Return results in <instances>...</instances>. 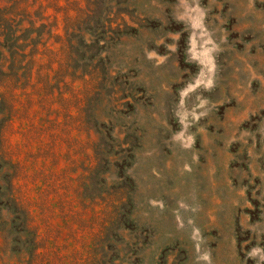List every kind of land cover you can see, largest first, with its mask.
I'll return each mask as SVG.
<instances>
[{
    "label": "rangeland",
    "instance_id": "1",
    "mask_svg": "<svg viewBox=\"0 0 264 264\" xmlns=\"http://www.w3.org/2000/svg\"><path fill=\"white\" fill-rule=\"evenodd\" d=\"M0 264H264V0H0Z\"/></svg>",
    "mask_w": 264,
    "mask_h": 264
}]
</instances>
